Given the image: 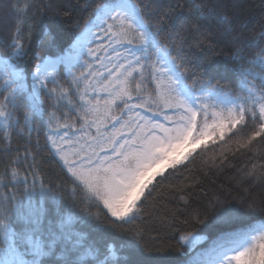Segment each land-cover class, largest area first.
<instances>
[{"label": "snow or ice", "instance_id": "obj_1", "mask_svg": "<svg viewBox=\"0 0 264 264\" xmlns=\"http://www.w3.org/2000/svg\"><path fill=\"white\" fill-rule=\"evenodd\" d=\"M32 6V0H25L24 6L16 9L20 24L6 45L0 40V45L6 49L0 52V129L3 131L0 144L5 145L0 151L8 154L0 172V182L8 190L0 196V264H127L113 244L101 246L87 239L74 225L79 221L115 230L133 223L140 215L141 205L155 190L153 181L156 177L166 179V168L176 170L178 166L191 162L190 158L198 154L197 146L207 147L206 140L211 139L215 143L216 137L223 140L226 134H230L229 138L236 136L250 123L253 126L251 133L242 146H250L257 138L264 140V47L248 54V49L255 42L247 43L242 38L223 11L220 0H216L212 7H207V0H192V11L198 18L216 19L224 26L225 34L235 33L229 60L243 95L233 98L217 87L210 88L211 80L202 79L204 72L196 74L189 71L185 53L187 29L183 24L171 29L168 44H161L157 37L163 28L159 21L149 23V18L156 15L149 4L112 0L96 4L85 31L78 37V43L63 55L55 60L36 58L29 88L18 61L28 55L26 40L31 39L36 22V16L28 14ZM93 27L109 40L110 46L116 45L124 50L122 54L116 47L112 48L117 59L122 57L124 61L107 70L109 77L115 76L116 83L111 80L104 82L102 74H97L100 77L97 79L86 72L62 83L56 67L59 64L70 66L73 59H78L77 49H82L85 41L91 43L103 38L92 32ZM260 35L264 37V31ZM89 55L94 56L95 50L89 49ZM109 60L111 62V58ZM257 66L260 72L254 71ZM250 76L253 80L259 78V87L249 79ZM189 77L193 80L191 86L186 83ZM93 79L95 85L100 86V91L108 94L106 99L95 95ZM130 79L137 81V91L145 81L156 84L163 104L161 111L167 120L160 119L161 111L145 115L151 111V105L130 104L134 99L128 90ZM82 81H89L88 87L93 89L96 101L94 104L87 99V88L81 89ZM42 92L50 102L55 100L57 104L70 95L78 94L80 101L87 105L75 120L88 129L89 136L83 144L76 141L80 144L78 151L69 150L73 142L68 139L67 131L59 143L52 135L46 139L65 170L70 187L64 192L43 182L37 185L33 166H29L32 168L30 172L22 175L19 149L15 155L12 154L10 136L12 132L22 134L25 129L31 134L32 116L42 108ZM135 99L139 100V97ZM56 106L52 105L54 110ZM136 109H143V112ZM90 116L93 118L89 119ZM93 126L95 135L91 134ZM61 127L70 129L72 125ZM84 128L77 129L82 133L80 139H84ZM55 135L59 136V131ZM29 155L32 153L25 148L24 160ZM257 174L264 178V165L259 170L253 166L249 175ZM29 175L32 176L31 184ZM18 184H22L24 193H27L24 199L15 194ZM37 190L41 194L39 201L32 197ZM47 193H52L54 203L67 197L73 208L84 205L80 215L70 214L58 206L50 211L45 206ZM255 210L249 205V211ZM238 215L237 209L224 208L217 219L227 222ZM133 234L138 240L143 239L141 230L136 229ZM181 239L186 240L187 237ZM234 262L264 264V232L257 235L255 229H248L225 233L206 252L198 254L196 264Z\"/></svg>", "mask_w": 264, "mask_h": 264}, {"label": "trees", "instance_id": "obj_2", "mask_svg": "<svg viewBox=\"0 0 264 264\" xmlns=\"http://www.w3.org/2000/svg\"><path fill=\"white\" fill-rule=\"evenodd\" d=\"M105 2L112 0H32L33 6L28 14L35 15L36 22L31 39L26 40L28 55L18 61L26 78H30L37 57L56 58L62 54L86 27L96 4ZM131 2L147 3L150 9L155 10L156 15L149 18V23L160 22L163 31L157 39L161 44H168L171 29L183 24L187 29L185 53L189 60V71L196 74L204 72L202 79L211 80L210 88L217 87L233 98L243 95L238 77L232 70L229 60L233 49L232 37L235 33L225 34L224 26L216 19L198 18L192 11V0H131ZM220 2L223 11L232 20L233 26L241 33L242 38L247 43L255 42L254 46L248 49V54L256 53L260 47H264V37L260 35L264 31V0ZM24 3L25 0H0V40L5 45L11 33L20 24L16 9L22 8ZM215 3L216 0H207V7H212ZM45 5L51 7L46 8ZM94 47L97 48L96 58L83 56L70 71L62 67L56 70L62 83L71 80L72 76H79L81 72L91 73L98 79L97 74H101L99 63L104 49L95 45ZM5 50V47L0 45V52ZM254 71H258L257 67ZM92 83L95 85L94 79ZM136 83L135 80H129L128 90L134 98L130 104L151 105V111L148 112L150 115L152 112L161 111L163 104L157 93L156 84L145 81L137 91ZM186 83L191 86L192 78L189 77ZM88 84L89 81H82L81 89L87 88L89 93L87 99L94 104L96 101L93 99V89L88 87ZM48 87L51 88L52 85L49 84ZM97 87L99 85H95V89ZM95 95L99 96L96 92ZM137 96L139 100L135 99ZM40 99L43 102V113L41 118L32 116L31 134L29 135L27 129L22 134L12 132L10 136L12 154L15 155L19 149L22 175L30 172L32 168L29 166H33L37 173V185L43 182L54 190L64 192L70 187L65 170L62 162L54 156L50 142H46V139L48 135H52L53 139L60 138L67 131L68 139L73 142V146L80 147V144L89 139L88 129L84 128L82 123H75V120L77 116L83 114L81 109L87 105L80 101L78 94L68 96L59 104L55 100L50 102L43 92ZM54 104L57 105L55 110L52 107ZM53 113L54 116L51 115ZM116 114L119 115L118 110ZM160 117L168 119L163 115V111ZM64 124L72 125V128L64 129L61 127ZM252 127L250 123L244 132L230 138V134H226L223 140L216 137L215 143L210 142L207 147L198 149V154L190 158L191 162L178 166L176 170H167L166 179L160 177L155 179L153 182L155 190L141 205L140 215L133 223L113 230L77 221L75 229L101 246L106 243L113 244L120 250L121 259L126 260L127 264H192L191 261L198 254L206 252L223 234L238 230H256L258 225L264 222L262 210L264 178H260L258 174L250 176L249 173L253 172L254 165L257 170L264 165V140L257 138L250 146H242L247 143ZM81 128H84V139H80L82 133L77 131ZM57 131L59 136L55 135ZM91 134H96L95 126L91 128ZM2 135L3 131L0 129V136ZM77 140H80V144L76 143ZM4 147V144H0V149ZM25 148L32 153L27 160H24ZM7 159L8 154L0 151V172L3 171ZM28 182L32 183L31 175L28 176ZM7 191L0 182V196ZM21 193H24V188L22 184H18L15 194L18 198L24 199L27 193L23 196ZM32 197L39 201L41 199L39 190L32 193ZM44 199L45 206L50 211L58 206L70 214L79 216L84 207L79 205L73 208L67 197L54 203L52 193L45 194ZM249 205L256 210L249 211ZM224 208L237 209L239 215L227 222L220 221L217 215ZM136 229L141 230L143 239L138 240L133 234ZM184 236L187 237L186 240L181 239Z\"/></svg>", "mask_w": 264, "mask_h": 264}, {"label": "rangeland", "instance_id": "obj_3", "mask_svg": "<svg viewBox=\"0 0 264 264\" xmlns=\"http://www.w3.org/2000/svg\"><path fill=\"white\" fill-rule=\"evenodd\" d=\"M86 29V28H85ZM85 31V30H84ZM83 31V32H84ZM92 32H94V33H99V29H97V28H95V27H93L92 28ZM100 34H102V33H99V35ZM81 35V34H80ZM80 35L78 36V37H80ZM103 35V34H102ZM78 37L75 39V41L73 42V44L70 46V48H72V46L74 45V44H77L78 43ZM102 40H106V47H107V49H106V52H105V55H104V57H103V59H102V61H101V69H102V79L103 78H105L106 79V81H104V82H107L108 80H111L112 81V83L113 84H115L116 83V79H115V76H112V77H109V73H108V69H112L113 68V64H119V63H124V61H123V59H122V57L120 58V59H117V57H116V54L113 52V50H112V48L113 47H116V50L118 51V52H120V53H122L123 54V48H120L119 46H116V45H112V46H110V42H109V40L106 38V37H103V39H96V40H94L93 42H91V43H88L87 41H85L84 42V44H83V48L82 49H80V48H78L77 49V52L79 53L80 52V54H79V57H78V59H73L72 61H71V65L70 66H66L65 64V66L66 67H71V66H73L74 64H76L78 61H79V59H80V57L82 56V55H88L89 54V47H90V45L91 44H93V43H96V44H99ZM69 48V49H70ZM66 52V51H65ZM75 55V54H74ZM109 58H111V62H110V60H109ZM59 65H62V64H59ZM58 65V66H59ZM57 66V67H58ZM0 67H2V66H0ZM257 68H258V72H260L261 71V69H260V67L259 66H257ZM51 70V69H50ZM256 80H259V78H257ZM260 81V80H259ZM26 84L29 86V88L31 87L30 86V84H28L27 83V81H26ZM31 84H32V77H31ZM254 84H256V83H254ZM97 93L98 94H100V95H104V96H106L107 97V93H105V92H102V91H100V88H97ZM220 109H217V111H219ZM225 111H226V109H225ZM40 112V111H39ZM39 112H36V113H39ZM140 112V111H139ZM146 115V114H145ZM161 120H163V119H161ZM211 141V139H209V140H206L205 141V143L206 144H208L209 142ZM57 142L59 143V142H61V141H58L57 140ZM52 146V145H51ZM201 146H203V145H201ZM201 146H197V149L199 148V147H201ZM71 152H75V151H78L79 150V148L78 149H76V150H73L72 148H70L69 149ZM187 151V149L185 150V152ZM167 169V168H166ZM165 169V170H166ZM262 229L264 230V223H262ZM257 234V233H256ZM258 235V234H257ZM234 264H235V262H234Z\"/></svg>", "mask_w": 264, "mask_h": 264}, {"label": "bare ground", "instance_id": "obj_4", "mask_svg": "<svg viewBox=\"0 0 264 264\" xmlns=\"http://www.w3.org/2000/svg\"><path fill=\"white\" fill-rule=\"evenodd\" d=\"M79 54H80V52H79Z\"/></svg>", "mask_w": 264, "mask_h": 264}]
</instances>
